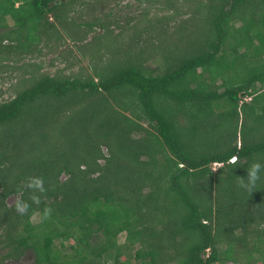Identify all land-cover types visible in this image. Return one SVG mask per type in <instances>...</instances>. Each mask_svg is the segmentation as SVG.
<instances>
[{"label": "trees", "instance_id": "16d2710c", "mask_svg": "<svg viewBox=\"0 0 264 264\" xmlns=\"http://www.w3.org/2000/svg\"><path fill=\"white\" fill-rule=\"evenodd\" d=\"M150 1L0 0V264H264V0Z\"/></svg>", "mask_w": 264, "mask_h": 264}, {"label": "rangeland", "instance_id": "374dc122", "mask_svg": "<svg viewBox=\"0 0 264 264\" xmlns=\"http://www.w3.org/2000/svg\"><path fill=\"white\" fill-rule=\"evenodd\" d=\"M111 1V5H106V9L107 12H113L114 15H122V16H126V15H137L138 17H141L143 12H145L146 10H150L151 9V13L153 14H159L160 16H162L163 14L167 15V11L160 9L158 7H160V3L159 1L157 3H154L150 0H145L144 2L140 1V0H122L120 1V3L115 2V0H110ZM159 4V5H158ZM162 5V4H161ZM181 17L177 16V19H183V17L185 18V16L181 15ZM189 17V16H186ZM176 23V22H175ZM174 22H172V24L170 25V31H172L174 29V26L176 25ZM179 23V22H178ZM143 24V23H142ZM185 25V24H184ZM180 28V26H178ZM178 28L173 30V33H179L178 35H180L181 31L184 32V30H181ZM102 31V30H99ZM95 34V33H94ZM91 38V37H90ZM127 41L124 39V43H126ZM73 43L70 41V45H72ZM51 57H53V55H50L49 57L44 58L45 61V67L46 69L48 68L50 71H55L58 67L62 68L66 65V62H56L55 66H49L48 63L50 62ZM90 63V59L88 57L86 58H82L81 62H76V64L73 66L72 70L75 71H79L80 70V66L81 65H86L89 66ZM156 62H152L151 65H155ZM20 71H15L14 73L10 72V71H0V89H1V93H0V100L2 99H7L10 95L13 94L12 91L13 90V84L16 83V77L19 74ZM10 74H12L13 76L10 77ZM18 196L17 195H12L7 199V202L11 205L13 203H15V201L17 200ZM34 221H38L39 220V216H34L33 218ZM125 240V234H121L120 235V241L123 242ZM69 248V246H68ZM35 261V257L33 252L28 251L27 253H25V255L18 261H13L10 260L7 262V264H33ZM216 264H222V263H216Z\"/></svg>", "mask_w": 264, "mask_h": 264}, {"label": "clouds", "instance_id": "9594fccd", "mask_svg": "<svg viewBox=\"0 0 264 264\" xmlns=\"http://www.w3.org/2000/svg\"><path fill=\"white\" fill-rule=\"evenodd\" d=\"M235 158L236 157H234V160H232V161H235ZM261 170H262V165L260 163L252 164L251 167L247 170V183L242 184V186L245 188H249V189H250V187L255 186L256 182L261 179V177H260ZM41 183H42L41 180L35 179L29 183L28 187L39 188ZM41 191H43L42 188H41ZM32 199L35 203H39V199L37 197L34 196ZM28 208H29V205L27 202L17 201V203H16V210L17 211L23 213ZM50 213H51V209L46 208L43 212L42 219H48V217L50 216Z\"/></svg>", "mask_w": 264, "mask_h": 264}, {"label": "built area", "instance_id": "2783aa9c", "mask_svg": "<svg viewBox=\"0 0 264 264\" xmlns=\"http://www.w3.org/2000/svg\"><path fill=\"white\" fill-rule=\"evenodd\" d=\"M232 160H234V158Z\"/></svg>", "mask_w": 264, "mask_h": 264}]
</instances>
